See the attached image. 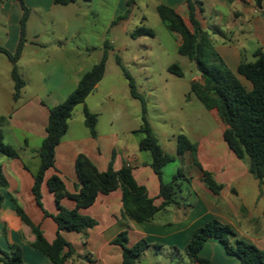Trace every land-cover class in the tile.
Instances as JSON below:
<instances>
[{"label": "crops", "instance_id": "0c3cea01", "mask_svg": "<svg viewBox=\"0 0 264 264\" xmlns=\"http://www.w3.org/2000/svg\"><path fill=\"white\" fill-rule=\"evenodd\" d=\"M157 1L159 2L155 7L160 3L168 5L189 24L185 0ZM200 1L203 10L200 12L197 7V19L209 33L215 49L231 70L236 71L241 58L247 59L244 51L250 49L251 57L257 48L264 51V11L257 8L254 0ZM179 41L178 38V45ZM18 42L19 37H12V48L9 49H16ZM28 43L31 44V41L26 40L23 48ZM248 43L253 45L252 48L247 46ZM23 55L20 54L16 63L21 62ZM8 64L10 77L12 64L10 61ZM27 67L29 68V64ZM26 73L31 72L28 70ZM19 74L23 77L22 71ZM238 77L247 89H251L250 81L240 75ZM43 84V90L38 89L23 96L28 85V80L24 81L19 98L14 100L12 82L10 98L16 106L7 113L8 122L3 126L4 140L14 136L21 141L22 152L18 153V157L0 154V169L6 182L5 187L0 186L3 197L0 205V251L7 252L10 246L19 245L23 264L52 263L32 247L34 234L30 226L16 214L15 202L22 207L32 223L40 227L45 239L51 242L57 225L50 215L56 213V208L47 180L52 175H58L66 191L75 192L80 185L75 171V159L79 153L87 155L100 171H105L110 162L114 170L129 166L135 180L146 187L154 204L162 202L159 196L160 180L149 165V155L139 148L140 136L135 132L136 129L129 130V135L122 138L116 133H104L96 129L93 137L84 124L83 105L78 104L81 106L79 129L74 127L73 109L67 131L55 148L54 166L44 172L40 187V207L32 193V172L39 164L36 150L46 134L49 108L61 103L72 92L70 90L64 94L60 87ZM209 112L217 124L216 128L207 133L195 132L192 139L188 137L196 143V159L200 166L193 163L189 152L177 155L176 144H166L168 150L161 146L165 152L176 157L174 162H188L183 168L188 180L181 181L176 193L178 203L169 204L150 221L136 222L122 216L120 189L108 194H98L92 205L79 209L81 214L95 219L96 225L80 232H61L73 251L66 264H120L122 248L113 243V239L123 230L127 232V246L134 245L140 239H145L150 244L136 264H198L189 259L184 249L194 230L211 218L229 225L237 238L264 249V178L260 183L249 172L248 161L239 159L228 148L222 135L224 123L215 109H210ZM76 122L78 123V119ZM5 143L13 146L10 142ZM168 164L161 169L163 182H168L178 169L177 165L167 167ZM203 170L210 172L215 181L222 185L218 193L212 192L204 184ZM61 204L68 209L75 207V202L67 197L61 200ZM200 255L209 258L212 264H240L239 259L228 254L214 238L203 244Z\"/></svg>", "mask_w": 264, "mask_h": 264}, {"label": "trees", "instance_id": "16d2710c", "mask_svg": "<svg viewBox=\"0 0 264 264\" xmlns=\"http://www.w3.org/2000/svg\"><path fill=\"white\" fill-rule=\"evenodd\" d=\"M22 7L20 19L21 34L18 45L12 53L0 46L3 53L12 63L10 77L13 82V99L17 100L24 86V80L16 68V62L21 54L24 23L28 9L22 0H18ZM74 0H53L55 4H68ZM132 0H127L129 4ZM257 8L262 11L263 0H254ZM189 24L172 7L163 3L158 4L155 10L161 22L168 31L179 36L177 52L188 58L201 77V81L190 83L189 95H194L206 109H215L225 125L223 140L228 148L239 158L248 161V169L255 178L262 183L264 178V51L257 48L252 56L253 60L241 58L236 71L229 68L221 55L215 49L209 33L204 30L197 19V7L202 12L200 0H185ZM152 29L145 26L136 27L132 37H154ZM108 46L101 59L88 71L83 73L75 89L59 104L49 108L48 120L45 127V137L36 150L39 157L37 169L32 172V193L36 203L42 207L41 183L45 170L54 166L55 148L67 131L68 120L72 116L74 107L83 105L84 124L90 134L96 135L97 115L91 112L86 104V97L95 89L102 79L105 70V59ZM127 79L130 95L139 100L141 104L140 125L135 130L140 135L139 148L149 155V165L160 180L159 196L162 202L155 205L153 199L147 194L144 185L138 184L129 166H122L114 170L112 162L105 171L97 169L95 164L84 153H79L75 159V171L79 179V187L73 192L66 191L62 179L52 175L47 180V187L54 195L56 213L50 215L57 225L54 239L49 242L45 239L38 225L32 223L22 207L15 202V212L25 224L30 226L34 240L32 247L43 253L52 264H66L67 258L72 254L71 245L62 235V231L80 232L96 225L95 219L83 215L79 209L92 205L98 194H108L120 189L122 192V216L136 222L150 221L153 216L169 204H177L176 193L182 180H188L182 167L172 175L168 182L161 179V169L173 162L175 156L165 152L154 136L148 118L146 117V104L138 93L132 76L121 65ZM168 71L178 77L183 76V70L177 63L168 66ZM238 75L251 82V89H247ZM8 116L0 115V154L8 157H18V151L4 142L3 126L7 124ZM196 143L187 136L180 134L176 137V154L182 156L189 152L195 165L200 166L196 159ZM26 169L28 167L24 165ZM202 179L208 189L218 193L222 185L217 183L212 174L203 170ZM0 186L5 187L6 182L0 169ZM75 202L72 209L61 204L63 198ZM0 194V205L2 202ZM191 206V204L189 205ZM45 214L48 215L46 211ZM210 238L216 239L228 254L235 255L240 264H264V249L236 237L233 229L211 218L197 227L185 246L184 252L193 262L198 264H212L210 259L200 255L203 244ZM113 243L122 248V261L120 264H136L139 256L150 245L145 239L138 240L134 245L127 246V232L121 231L113 239ZM64 249H67L64 252ZM0 264H23L22 250L19 245H12L9 251H0Z\"/></svg>", "mask_w": 264, "mask_h": 264}, {"label": "rangeland", "instance_id": "374dc122", "mask_svg": "<svg viewBox=\"0 0 264 264\" xmlns=\"http://www.w3.org/2000/svg\"><path fill=\"white\" fill-rule=\"evenodd\" d=\"M22 1L28 14L21 49L24 55L16 68L23 72L22 79L28 80L23 96L43 90V83L60 87L64 94L73 91L76 80L101 59L107 45L103 77L85 99L87 108L97 115V131L116 133L122 138L140 125L141 104L130 95L117 58L144 98L146 117L164 150H168L166 144H176L180 134L192 139L195 132L207 133L216 128L209 110L194 95H189L190 83L201 81V77L194 64L177 52L179 36L171 34L158 17L155 5L159 1L132 0L129 4L127 0H74L68 4ZM22 12L18 0H0V46L12 53L15 49H9L10 41L12 37L20 38ZM138 26L152 29L154 37H132ZM26 40L31 44L23 48ZM249 50L244 51V56L251 60ZM8 62L0 52V115L4 116L16 106L10 98ZM172 63L182 68V77L168 71ZM28 70L30 74L26 73ZM80 110V105L74 108V127L78 129ZM5 141L12 143L18 153L22 152V143L14 136ZM187 163V160L173 161L167 167L185 168Z\"/></svg>", "mask_w": 264, "mask_h": 264}, {"label": "built area", "instance_id": "2783aa9c", "mask_svg": "<svg viewBox=\"0 0 264 264\" xmlns=\"http://www.w3.org/2000/svg\"><path fill=\"white\" fill-rule=\"evenodd\" d=\"M262 10H264V5H263V7H262Z\"/></svg>", "mask_w": 264, "mask_h": 264}]
</instances>
